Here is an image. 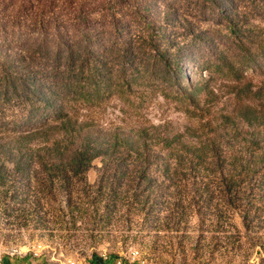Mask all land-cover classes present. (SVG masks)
I'll list each match as a JSON object with an SVG mask.
<instances>
[{
  "label": "rangeland",
  "instance_id": "obj_1",
  "mask_svg": "<svg viewBox=\"0 0 264 264\" xmlns=\"http://www.w3.org/2000/svg\"><path fill=\"white\" fill-rule=\"evenodd\" d=\"M234 1L246 25L244 37L262 41L264 5L258 7L255 0ZM162 26L171 40L186 47L179 61L187 76L227 90L219 58L234 47V39L221 10L208 0H0V82L10 75L12 63L26 68L28 59L23 60L20 55L26 54L21 52L34 49L36 43L54 49L76 42L75 48L100 51L110 60L123 40L141 42ZM36 55L37 60L43 58ZM261 56L245 67L256 83L264 72ZM165 88L141 83L130 101L105 95L95 107L76 102L75 111L107 129L165 122L175 127L197 124L175 99L177 94L167 89L166 95ZM4 101L0 136L8 137L15 134L10 131L16 122L15 106ZM228 106L224 99L220 107ZM5 161L0 159V248L5 256L32 253L59 264L69 260L86 264L104 256L111 264L120 259L123 264H264V225L249 229L239 210L222 215L217 208L219 193L209 203L208 190L201 184L187 189L156 187L140 200L134 196V187L121 186L112 194L110 182L115 174L107 172L101 182L104 162L97 157L84 181L51 190L40 182L48 173H37L34 166L22 174L12 162L4 165Z\"/></svg>",
  "mask_w": 264,
  "mask_h": 264
},
{
  "label": "trees",
  "instance_id": "obj_2",
  "mask_svg": "<svg viewBox=\"0 0 264 264\" xmlns=\"http://www.w3.org/2000/svg\"><path fill=\"white\" fill-rule=\"evenodd\" d=\"M208 1L221 10L234 39V47L219 58L227 90L185 74L179 59L187 49L171 40L164 26L141 42L123 40L110 60L100 51L88 54L75 48L76 42L54 49L36 43L34 49L21 52L26 56L20 57L28 59L26 68L12 63L10 75L0 82V107L5 99L13 102L16 120L10 130L15 134L0 136V159L12 162L22 174L34 166L37 173H48L40 182L53 190L84 181L92 161L102 157L101 182L107 172L115 174L112 194L121 186L134 187L140 200L156 187L187 189L201 184L208 190L209 203L219 193L217 208L222 215L239 210L249 229L264 225V72L256 83L245 69L258 56L264 57V39L244 37L246 25L234 0ZM254 2L264 5V0ZM232 51L233 56L228 55ZM36 54L43 58L37 60ZM141 83L167 85L162 92H175L185 113L198 123L107 129L75 111L76 102L95 107L105 95L130 101ZM224 99L228 107H220Z\"/></svg>",
  "mask_w": 264,
  "mask_h": 264
},
{
  "label": "crops",
  "instance_id": "obj_3",
  "mask_svg": "<svg viewBox=\"0 0 264 264\" xmlns=\"http://www.w3.org/2000/svg\"><path fill=\"white\" fill-rule=\"evenodd\" d=\"M38 255H34L32 253H18L12 254L5 257V264H59L53 260H48L45 258L37 257ZM86 264H111L109 261L100 260H92L86 262Z\"/></svg>",
  "mask_w": 264,
  "mask_h": 264
},
{
  "label": "built area",
  "instance_id": "obj_4",
  "mask_svg": "<svg viewBox=\"0 0 264 264\" xmlns=\"http://www.w3.org/2000/svg\"><path fill=\"white\" fill-rule=\"evenodd\" d=\"M12 254H15V253H12ZM35 254H37V253H35ZM5 257H6L5 256V252L3 251V249L0 248V264H5ZM102 259L104 261H108V257L107 256H104ZM122 262L123 261L120 259L117 262H115V264H123ZM66 264H77V263L72 261V260H69L68 263H66Z\"/></svg>",
  "mask_w": 264,
  "mask_h": 264
}]
</instances>
